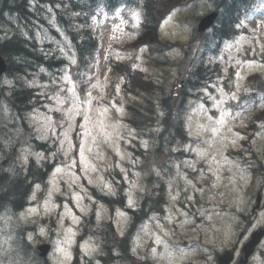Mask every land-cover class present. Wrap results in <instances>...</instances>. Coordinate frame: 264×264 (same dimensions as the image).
<instances>
[{"label":"rangeland","instance_id":"1","mask_svg":"<svg viewBox=\"0 0 264 264\" xmlns=\"http://www.w3.org/2000/svg\"><path fill=\"white\" fill-rule=\"evenodd\" d=\"M257 6L242 22L247 32L225 44L217 58L223 74L213 83L199 89L200 95L192 98L187 108L186 130L192 136L201 137L205 143L197 149L189 146L195 153V160L182 161L186 169H194L195 173L192 178L189 177L185 170L179 168L180 164L176 163L171 167V173L164 175L171 186L165 189L169 203L165 207L163 223L190 224L200 218L201 225H196L194 232L201 235L203 248L207 244L215 243V230L221 224L241 223V230L249 225L254 228L264 224V212L251 214L253 196L263 185V175L255 176L251 171L252 166L230 160L222 154L229 145L236 147L239 140L245 138L241 132L246 130L247 114L252 113L246 108V102L240 103L238 100L244 79L247 80L249 75L259 72L264 80V1L258 2ZM211 7V3L204 0H194L191 4L193 12L199 15L206 14ZM188 12L189 7H182L172 13L160 28L161 37L172 42L186 43L193 24ZM138 21L137 14H132L127 20L121 12L110 18L102 15L100 20H94L93 31H96L100 38L101 50L98 53V66L91 68L87 78L94 76L91 86H94L96 91L81 95L78 90L79 83L73 80L69 70H66L60 79L52 77L51 83H33L39 87L45 100V110L36 108L30 116V123L34 126L37 139L55 144L54 150L48 154L49 160L57 162V165L48 181V190L43 191L38 185L32 197L34 203L20 211L18 217L12 216L7 210L0 211V264H37L25 254L27 251L19 239L21 226L26 223L36 224L37 230L47 229L54 223L64 225L69 222H83L77 213L87 214L93 209L87 186L95 187L105 195L116 196L119 190L113 181L123 183V193L128 206L138 204L144 195L157 188L159 182L153 179L149 181L150 187L147 186V179L152 171L160 175L159 168H150L155 159L151 158L147 166L139 168L142 154L150 145L146 138L130 129L122 120L124 114L121 95H116L120 103L116 102L115 97L110 99L109 103L98 99L108 68L106 58L111 56L132 60L131 54L124 56L118 46L124 47L134 39V32L127 28L130 25L136 28ZM59 34L60 37L55 39L43 29H35L40 44L48 47L45 50H59L73 63L68 41L62 32ZM147 54L149 53L136 54L134 59L137 67L154 74L156 78L164 71L169 84L172 85L176 78L175 67L170 65L169 61L174 62L177 54L168 52L159 56L165 63L162 65L163 71L159 68L156 73L145 65L149 56ZM230 69L234 70L231 76ZM14 84L15 80L7 76L0 81V127L9 129L4 131L7 136L9 131L13 130L11 124L14 125L15 120L6 103L1 101L7 100L9 90ZM262 102L264 105V100ZM257 128V131H253L250 146L257 158L262 151L260 158L264 164V126ZM195 143L199 146L203 141ZM24 144L25 141L20 142L17 153L20 162L26 163L32 158L40 164L46 158L43 152H36L28 143ZM130 147L141 152H131L128 149ZM19 161H8V168H16ZM185 162H190L191 165H185ZM200 162L204 164L202 169L197 167ZM115 170H118L123 181L117 178ZM180 171L182 174L178 175ZM186 194L196 196L199 201V206L195 205L188 215L177 206L180 195ZM224 206L226 210H223ZM102 209V205H96V224L107 218V212ZM177 214L181 215V219H175ZM240 214H244L247 219L242 218ZM43 218L46 219L44 223L41 221ZM205 222L209 223L208 227L204 225ZM75 227V230L64 228L66 240L72 241L77 233H80L81 228L78 225ZM160 228L162 225H151L148 229L145 227L141 239L149 244L148 239L154 237L155 241H158L157 244H160ZM152 229L157 230L160 235H155ZM58 230L60 231L59 227ZM30 236L32 237V234ZM87 242L90 253L99 247L96 238H88ZM64 245L68 246H62ZM57 253L59 254V250L55 249L51 263L58 262ZM173 255L175 258L171 260L181 258V255ZM83 262L84 260L82 264ZM252 264L264 262L256 259Z\"/></svg>","mask_w":264,"mask_h":264},{"label":"trees","instance_id":"2","mask_svg":"<svg viewBox=\"0 0 264 264\" xmlns=\"http://www.w3.org/2000/svg\"><path fill=\"white\" fill-rule=\"evenodd\" d=\"M144 1L140 3V0H0V54L7 59L8 72L14 75H27L28 72H35V76L42 77L39 73L40 68L55 72L64 67V60L56 54L55 50L42 51L34 34L35 28L40 24L53 33L49 18L54 15L56 24L72 41L78 62L82 65L92 56L98 45L95 36L88 28L91 15L98 9L99 11L105 9L106 13L113 14L117 9L126 7L141 8L146 17L154 19L158 10L163 7V0ZM170 1L176 5L181 0ZM237 1L245 3L247 0ZM237 1L234 0L232 4L223 7L220 27L214 32L217 39L223 35L222 31H226L228 27L232 28L237 15L235 14ZM203 69L201 65L197 66L193 74L195 80L203 78ZM131 91L142 100L134 102L132 108L129 109L133 115V123L138 129H147L149 115L154 112L155 89L151 85L135 81L131 86ZM13 97L12 107L23 111L29 107V96L26 90L19 89ZM158 101L171 110H178L177 104L165 93L164 88L158 95ZM164 127L169 129L173 126L165 120ZM26 130L31 131L28 126ZM172 130L177 131L178 129L172 128ZM176 133L178 137H181L180 131ZM34 143L35 146L38 145ZM45 146L41 144L40 147L45 148ZM1 148L0 153H2ZM10 157L4 156L0 160L1 162L3 159L0 163V205L16 210L25 204L32 184L35 181H44L52 168L48 164L45 165V169L36 168L30 163L23 172L22 170H11L9 173L4 170V167Z\"/></svg>","mask_w":264,"mask_h":264},{"label":"water","instance_id":"3","mask_svg":"<svg viewBox=\"0 0 264 264\" xmlns=\"http://www.w3.org/2000/svg\"><path fill=\"white\" fill-rule=\"evenodd\" d=\"M5 69V65L4 62L2 61V59L0 58V73Z\"/></svg>","mask_w":264,"mask_h":264}]
</instances>
